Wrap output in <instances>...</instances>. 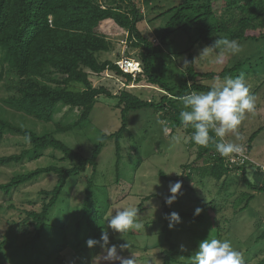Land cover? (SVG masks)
<instances>
[{
    "label": "trees",
    "instance_id": "trees-1",
    "mask_svg": "<svg viewBox=\"0 0 264 264\" xmlns=\"http://www.w3.org/2000/svg\"><path fill=\"white\" fill-rule=\"evenodd\" d=\"M135 1L0 0V143L12 137L22 140L14 143L20 153L0 156V167L33 163L44 157L50 160L43 167L15 174L0 184V193L12 201L14 192L21 193L22 188L47 177L54 179L50 189L35 193V197L33 193H27L21 207L11 204L5 210L18 211L22 217L16 222L0 221V264H95L97 259L100 264H120L119 260L106 257L100 260L113 244L117 245V254L121 257L134 256L140 251L141 256H134L137 264H145L143 257L149 260L157 257L161 264H191V254L179 250L172 239L165 219V215L172 212V205H166L165 200L161 245L142 250L127 239H111L107 215L115 198H110L106 187L101 189L95 184L99 158L114 141L119 181L123 152L121 140L129 131L132 112L153 109L163 113L165 122L178 130L185 126L179 117L183 106H177L180 103L177 98L212 88L201 81L237 77L245 67L252 72H255L253 68L262 69L264 74V0H178L177 4L149 20ZM142 1L144 3L145 0ZM158 7L148 4V14L149 10L157 11ZM167 16L166 25L157 34L159 44L140 29V23L144 21L150 24ZM106 21H113L126 31L127 54L136 53L127 58L139 61L143 70L138 77L133 78L120 69L117 63L124 57L118 55L119 60L104 57L113 54L116 48L114 41L101 32V25ZM178 32L189 35L191 42L186 50L168 53L174 45L172 37ZM219 38L234 39L241 47L246 45L242 49L244 52L241 51L238 59V55L235 60L231 59V65L220 72L204 70L201 67H208L207 62L196 58L194 51L202 52ZM184 56H188L187 63L181 66L180 59ZM174 64L178 65L176 70L173 69ZM107 72L125 79L126 86L141 87L144 86L142 82H147L148 86L162 92V98L159 102L145 100L129 89L113 94L108 87L96 86ZM263 84L264 81L256 87L248 85L251 94L256 96ZM102 98L115 102L114 110L121 116V125L115 132L104 134L87 154L85 147L72 141L75 133L79 134L92 124L94 111ZM64 110L66 112L58 119V113ZM20 115L53 124V129L44 133L30 130L16 122ZM185 128L188 134H193L190 126ZM262 130L251 134L243 145L244 152L252 160L248 164L231 170L228 158L220 156L214 145L199 146L195 161L186 166L188 170L184 168L181 177L173 180L182 181L181 192L185 189L187 192L199 181L207 178L226 181L230 173L239 172V178L246 186L264 194V180L253 184L246 179L245 172L248 165H254L257 173L262 172L264 176L261 165L251 157ZM63 136L70 137L66 140ZM190 141L195 145L192 139ZM88 172L91 174L86 182L81 208H73L71 199ZM196 175L199 176L197 180ZM151 198L143 200L138 214L144 211V202ZM253 198L254 194L249 195L247 205L242 204L235 214L247 209ZM39 204L38 210L36 206ZM189 217L202 219L197 215ZM217 231V238L221 239V226ZM104 232L109 235L108 245L101 241ZM129 233L124 232L125 235ZM90 238L97 241L91 248L86 243ZM204 240L206 238L195 241L199 245ZM263 241L264 232L256 243L259 245ZM122 244L128 247L121 249L119 245ZM248 264H264V258Z\"/></svg>",
    "mask_w": 264,
    "mask_h": 264
},
{
    "label": "rangeland",
    "instance_id": "rangeland-1",
    "mask_svg": "<svg viewBox=\"0 0 264 264\" xmlns=\"http://www.w3.org/2000/svg\"><path fill=\"white\" fill-rule=\"evenodd\" d=\"M138 8L146 15L147 20L152 16H156L158 12H162L169 8V6L177 4L178 0H145L146 6L159 5L157 11H151L142 0H136ZM152 3V4H151ZM169 16L155 20L152 23L144 21L140 23L142 32L153 40H157L160 29L164 28ZM101 32L112 39L115 43V52L107 54L104 57L112 60L117 59V56L133 57L135 52L127 54L128 44L125 30L119 28L113 21H106L101 25ZM174 45L168 49V53H179L186 50L190 44V36L183 32H178L172 37ZM241 47L242 49L245 47ZM242 51V50H241ZM244 52V51H242ZM201 50L196 49L194 54L196 58H203L208 64L204 66V70H214L220 72L226 66L231 65V59L235 60L240 57L241 52L236 55L227 56L223 63H216L213 56H201ZM201 56V57H200ZM188 56L180 59V65L187 63ZM119 60V59H117ZM178 65L174 64L173 69H177ZM255 72L248 70L245 67L241 71L247 84L256 87L260 82L264 81V74L262 69H255ZM235 78V77H233ZM221 79H207L201 81L204 84L214 87L222 82ZM126 80L117 77L111 72H107L102 76V79L96 82V86L108 87L113 94H119L122 89H129L134 93L142 96L145 100L160 101L162 92L158 88L148 86L147 82H142L144 86L138 87L134 85L126 86ZM127 87V88H126ZM3 92V91H2ZM5 93V92H3ZM257 110L254 114H246V118L239 126L237 132H229L224 140L226 142H236L242 146L247 142L251 134L263 128L258 136L251 157L260 165H264V84L256 95ZM115 102L111 99L102 98L101 102L96 107L93 114V122L85 130L75 135L72 142H76L86 150L94 143L98 142L104 134L115 132L121 125V116L114 110ZM178 105H182L178 103ZM66 112V110L58 113L59 119ZM160 112L153 109H142L132 112L129 116V131L121 140L123 148L121 161V177L117 181V171L115 164V143H109L99 158V173L95 178L97 186L106 187L110 193V198H115L113 204L107 215V222L111 216L115 215L117 211L126 208L139 209L140 204L144 199L152 198L144 202V211L138 214V220L142 223L141 230H130L129 234L119 233L115 230L109 229L108 232L111 239L118 241L127 239L135 246H139L142 250L145 247H154L161 245V229L165 224L163 214V201L169 195V184L174 183L176 177H181L186 166L195 161L198 156L199 145H192L190 142L192 135L186 132V128L182 127L174 130L171 124H161L160 121H165ZM17 123L23 124L26 128L44 133L53 129V124H44L38 122L30 117L20 115ZM167 127L168 132H164ZM70 136H63V139ZM239 137V139H238ZM10 138V137H9ZM17 141H22L21 138L12 137L10 140H5L0 143V156H10L20 153V149L14 145ZM50 153V152H49ZM48 157L33 163H25L24 165H10L7 167H0V184L7 182L11 177L17 173L35 170L43 167L49 163ZM185 166V167H184ZM91 172V171H90ZM87 177L80 184V188L74 198L71 199L70 205L73 208H81L84 189L86 182L90 176ZM246 179L251 183L263 182L264 176L261 172L257 173L256 166L248 165L245 169ZM178 175H177V174ZM199 179V176H194ZM54 184V179L47 177L32 185H28L21 189L20 192H14L12 201H9V196L0 193V221H19L21 215L18 211L7 210L11 204H16L21 207L22 201L27 199V193H35L43 189H50ZM191 191L184 190L178 197L177 201L172 204V212L179 213L181 223L171 228L172 239L178 245V249L183 253L189 252L191 255L198 250L197 239L203 238L212 239L218 237L217 227L221 226V239H228L231 241L234 249L241 252L244 264L250 261L255 263L264 258V241L259 245L256 239L264 232V194L256 193L251 190L239 178V173L232 172L226 178V181H217L214 178H207L204 181H199L193 185ZM254 194V198L249 203L247 209L241 213L235 214L242 204L247 205L248 196ZM112 195V196H111ZM12 202V203H11ZM213 203V204H212ZM212 204V205H211ZM24 206V205H22ZM26 206V205H25ZM71 207V208H72ZM27 208H30L28 205ZM39 210L40 204L36 206ZM77 208V209H78ZM200 208L202 211L199 215L202 219L194 220L189 215H195V209ZM76 213V212H75ZM109 228V227H108ZM197 242H196V241ZM183 246V249L182 247ZM249 251V252H247ZM101 261L106 259L107 252H104ZM142 253L138 251L134 256H141ZM155 255V253H154ZM151 256V255H150ZM141 258L145 264H161V260L157 257ZM153 258V259H152ZM97 263L100 264L99 259Z\"/></svg>",
    "mask_w": 264,
    "mask_h": 264
},
{
    "label": "clouds",
    "instance_id": "clouds-1",
    "mask_svg": "<svg viewBox=\"0 0 264 264\" xmlns=\"http://www.w3.org/2000/svg\"><path fill=\"white\" fill-rule=\"evenodd\" d=\"M241 50L238 41L219 38L214 45L203 49L201 56H213L216 63H223L227 56L236 55ZM122 61H129L137 66V69L128 73L124 72L125 74L132 75L133 78L142 74L141 64L136 59L123 58L118 63ZM177 99L183 106L179 112L182 125L190 126L194 130L191 137L193 143L203 147L214 145L220 156L225 158H232L234 155L243 156L244 148L241 144L224 140L229 132H237L246 114H254L257 110V97L251 94L243 75L235 78L228 77L207 92L193 91ZM160 123L165 124L166 122L160 121ZM163 130L168 132L169 129L165 127ZM25 139L29 138L26 136ZM181 189L182 181L177 180L170 183L169 195L165 197V204L171 206L175 203L182 194ZM201 211L200 208H196L194 214L199 215ZM165 219L168 220L170 229L181 223V217L175 211L166 214ZM108 227L116 232L124 233L129 230H141L143 225L138 220V210L126 208L111 216L108 220ZM101 241L104 245L110 243L107 232L102 233ZM86 243L91 248L97 241L90 238ZM119 247L124 249L128 245L122 244ZM181 247L183 249V246ZM106 258L119 260L120 264H137L133 255L127 258L119 256L115 244L108 248ZM190 260L191 264H244L241 252L234 249L231 241L218 238H208L202 241L198 250L190 256Z\"/></svg>",
    "mask_w": 264,
    "mask_h": 264
},
{
    "label": "built area",
    "instance_id": "built-area-1",
    "mask_svg": "<svg viewBox=\"0 0 264 264\" xmlns=\"http://www.w3.org/2000/svg\"><path fill=\"white\" fill-rule=\"evenodd\" d=\"M120 69L125 72H131L137 69V66H135L133 63H130L129 61H122L118 63ZM251 160V158L244 152L243 156L234 155L232 158L227 159L228 166L231 170H235L239 167H242L246 164H248ZM259 166V165H258ZM262 171H264V165H261Z\"/></svg>",
    "mask_w": 264,
    "mask_h": 264
}]
</instances>
